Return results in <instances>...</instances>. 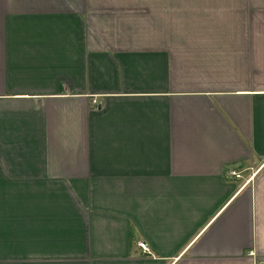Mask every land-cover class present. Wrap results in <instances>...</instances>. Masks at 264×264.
<instances>
[{"label":"crops","instance_id":"crops-1","mask_svg":"<svg viewBox=\"0 0 264 264\" xmlns=\"http://www.w3.org/2000/svg\"><path fill=\"white\" fill-rule=\"evenodd\" d=\"M0 264H264V0H0Z\"/></svg>","mask_w":264,"mask_h":264},{"label":"built area","instance_id":"built-area-1","mask_svg":"<svg viewBox=\"0 0 264 264\" xmlns=\"http://www.w3.org/2000/svg\"><path fill=\"white\" fill-rule=\"evenodd\" d=\"M93 102L97 103V100L93 99ZM232 174L233 175H237L236 171H232ZM139 246L143 249L144 252L148 251V246H147V244L145 242H140Z\"/></svg>","mask_w":264,"mask_h":264}]
</instances>
